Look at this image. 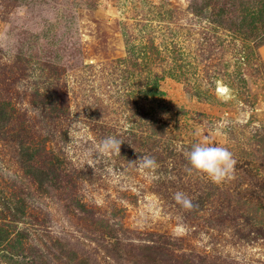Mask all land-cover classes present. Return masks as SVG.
Returning a JSON list of instances; mask_svg holds the SVG:
<instances>
[{
    "label": "rangeland",
    "instance_id": "obj_1",
    "mask_svg": "<svg viewBox=\"0 0 264 264\" xmlns=\"http://www.w3.org/2000/svg\"><path fill=\"white\" fill-rule=\"evenodd\" d=\"M0 226V264H264V0H0Z\"/></svg>",
    "mask_w": 264,
    "mask_h": 264
},
{
    "label": "clouds",
    "instance_id": "obj_2",
    "mask_svg": "<svg viewBox=\"0 0 264 264\" xmlns=\"http://www.w3.org/2000/svg\"><path fill=\"white\" fill-rule=\"evenodd\" d=\"M166 117V114H164ZM123 142L114 136H109L101 141L98 151L101 154L109 152L120 153ZM192 169L205 173L209 179L219 185L234 178L236 159L233 153L224 146H212L208 141L194 144L190 151L184 153ZM139 168L155 170L158 164L154 157L139 156ZM191 170V169H189ZM174 199L183 207L191 210L195 207L192 200L183 192L174 194Z\"/></svg>",
    "mask_w": 264,
    "mask_h": 264
},
{
    "label": "trees",
    "instance_id": "obj_3",
    "mask_svg": "<svg viewBox=\"0 0 264 264\" xmlns=\"http://www.w3.org/2000/svg\"><path fill=\"white\" fill-rule=\"evenodd\" d=\"M33 173H34V171H33ZM33 177H35V179L37 180L39 188H42L43 190L47 188L46 181H45V179L47 178V172H45L44 170H39V174L38 175L33 174ZM25 232L26 231H23V230L19 231L18 234L16 235V238L21 240L23 237L26 236L27 233H25ZM9 239H10L9 230H6L4 227L0 226V245H3L4 243H6V241H8ZM59 244H60L59 245L60 251H63L64 249H66L65 248L66 246L64 244H62L60 242H59ZM18 245L19 244H17L16 241L12 245L13 247L17 246V250L14 251L15 254L17 253L18 256L25 258L21 255V252H20L21 248H20V245L18 248ZM31 251H32L31 256L28 259H26L27 263H29V264H46L42 255L40 253H38V250L35 248V246L31 247ZM69 253L72 254L71 251H69ZM69 253H67V255Z\"/></svg>",
    "mask_w": 264,
    "mask_h": 264
}]
</instances>
